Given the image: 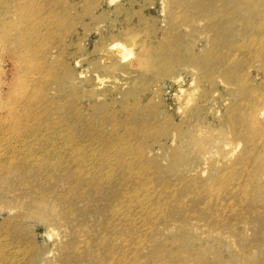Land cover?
Wrapping results in <instances>:
<instances>
[{"label":"rangeland","instance_id":"1","mask_svg":"<svg viewBox=\"0 0 264 264\" xmlns=\"http://www.w3.org/2000/svg\"><path fill=\"white\" fill-rule=\"evenodd\" d=\"M231 2L0 0L1 25L26 41L0 42V98L8 86L12 98L0 142L15 148L0 169V241L14 257L0 264H264V176L219 189L264 151V0ZM114 42L131 51L122 62L104 59ZM54 198H72L67 218Z\"/></svg>","mask_w":264,"mask_h":264},{"label":"bare ground","instance_id":"2","mask_svg":"<svg viewBox=\"0 0 264 264\" xmlns=\"http://www.w3.org/2000/svg\"><path fill=\"white\" fill-rule=\"evenodd\" d=\"M223 1H225V3H230V4L232 3L231 2L232 0H223ZM204 14H205L204 10H200V12L197 13L195 18H200ZM229 15H232V14H229ZM228 18L229 19H227V23L230 24L232 19H231V17H228ZM4 22H7L10 27H18L19 26V23L13 22L12 20H9L8 18H6V20H4ZM249 28L251 29V24L249 25ZM144 33H146V32L144 31ZM224 37H225L224 32H218V38L219 39H224ZM0 42L4 43L5 46H16V47H19V48H23L24 47V42H26V41H25V38H21V36L17 37L16 35H14L10 30L4 28L3 25H1V23H0ZM141 44L142 43H140V45ZM147 44L148 43H146V45H144L141 48V50H140L139 54L143 55V57H141L140 60L138 59V61L136 63L137 64V68H139V66L140 67L145 66L146 65L145 61L146 60L144 59V57L147 56V55H151V51L148 48L149 46ZM149 44L152 46L151 43H149ZM257 46H259V45H257ZM143 49L145 50L146 54L142 53ZM128 55H131V51H127L125 46L119 44L118 42H114V43H111L110 53L108 55H104V59H107V58H110V57L114 56V57H116L119 60V62H122L126 58V56H128ZM255 57H257V56L256 55L252 56V59H254ZM10 58H11L13 64L20 63V62H22L24 60L23 54L19 50H14L12 52V56ZM158 58H159V55H155L153 57V59H158ZM200 58L201 57H195L194 56V59L196 61H198ZM242 64L243 63L238 64V67L241 66ZM203 65H206L207 69L212 71L211 69L213 68V66H211L208 63H205ZM196 66H198V65H196ZM202 76L204 77V75H202ZM241 84H243V83H241ZM242 88H245V86L242 85ZM3 89H4V84H2V86H1V83H0V95H1V91ZM7 89H8V91H7L6 95L4 97L0 98V112L5 110L8 114H11L12 113L11 110L5 109V108L9 107L7 103H11L12 104V100H11L12 98L9 97V95L11 93V87L8 86ZM261 99L264 100V89L261 91L260 100ZM190 100H188L186 104H188ZM255 107H258V106H255ZM239 116H243V114L240 113ZM231 121L233 122V120H231ZM1 124H4V123H0V136L6 134V132L4 130V126L1 125ZM237 125L240 126L242 128V130H245L246 127H247V124L244 121H238ZM52 132L56 133L57 131L56 130H52ZM34 136H36V135H34ZM255 138H256L255 133H252V132L246 138L247 144L250 145L251 148L254 147ZM41 139L44 140V146L43 147L47 148V150H49V152H51V157L54 156L55 153L58 152L57 147H59V146L55 143V141H52L51 139L50 140L48 138H41ZM21 140H23V139H21ZM20 148H23L24 150H26L28 152H32L31 150H28V147L25 146V145H21ZM62 148L65 149L66 148V144H65V147H62ZM73 148H74V150H77L78 149V145L74 144ZM0 152H2L1 154L4 156L3 158L2 157L0 158V169H2L5 166H10L11 163L10 162L6 163L5 161H6L7 156H9V158H11V157L13 158L14 157V153H15L14 146L11 143L4 144L3 140H2L0 142ZM25 156L26 157H24V160L27 162L28 161L27 158H29V156H27V155H25ZM241 160H242V157L236 158V160L233 161V164L235 165L236 163H238V161L240 162ZM38 164L43 166V167L45 166L48 169V173L50 175H54L56 171H57L58 174H61V172L63 173V171H65L61 167L50 168L42 160L38 161ZM242 164L248 165L249 166L248 170L239 171V168H237L238 166H233L232 165L222 175H220L221 182L219 184V189L222 188L224 186V184H226V183H227L226 185L229 184L227 180H229V182L230 181L232 182L235 179L234 178L235 175L242 176V177L247 176L248 178H249V175H253V179H254L255 175L264 176V169H263V171H261V168L262 167L264 168V151H262V149L260 147H258L256 149H254V148L250 149L249 153L244 157V159L242 161ZM12 167H14V166H12ZM223 167H225V166H223ZM11 172L14 173L16 171L11 170ZM5 178L9 179L10 176H5ZM35 179L36 178H33V180H35ZM59 179H61L63 181H67V178H65V175H62V177L59 178ZM216 181H218V180L216 179ZM190 182H192L193 184L195 183L193 181H190ZM213 185H215V184H213ZM42 189L37 187V188H35L33 190V192H34V195L32 196L33 199L38 200V198H44V195L42 196V195H39V194L37 195L36 194L37 191L39 192V190H42ZM223 190H227V187H223L222 191ZM240 190H242V188H240ZM252 191H253L252 195L255 194V197H257L261 193L259 190H256L255 186H254V189L252 188V190L249 193L251 194ZM232 198H234V197H232ZM54 200H55L54 202H56L58 205H61V207H63V210H61V214L60 215L64 219L67 218L68 217L67 213L70 210V205L72 204V201H71L72 198H54ZM37 205L38 204H36V206ZM34 207H35V205L26 206L25 207V212H28V213L31 212L32 213L34 211L35 213L39 214L40 210H39L38 206H37V208H34ZM72 226H73V224H72ZM73 236L75 237V234H73ZM75 240H76V238H74V241ZM14 241H17V240H14ZM1 245H3V243L0 241V261L3 262V263H7L8 261H12V258L14 256L12 255V257H11L9 255H6L3 252V249H2V248H4V246H1ZM21 245H23L22 247H20V248H23L22 249V255H26V253L29 251V247H25L26 245H24V243L23 244L21 243ZM72 247L73 248L75 247V242L72 243ZM73 251H74V249H73Z\"/></svg>","mask_w":264,"mask_h":264}]
</instances>
